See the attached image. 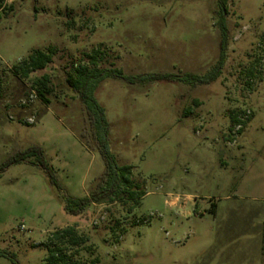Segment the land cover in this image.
<instances>
[{
    "label": "rangeland",
    "instance_id": "374dc122",
    "mask_svg": "<svg viewBox=\"0 0 264 264\" xmlns=\"http://www.w3.org/2000/svg\"><path fill=\"white\" fill-rule=\"evenodd\" d=\"M221 20L228 49L214 82L107 78L96 90L112 153L143 183L138 205L72 215L34 157L13 163L0 171V264H47L48 237L74 223L91 247L83 258L100 264H264V0H6L0 168L40 145L67 193L89 195L105 163L79 137L87 122L69 71L100 50L101 67L127 75H205L220 59ZM52 46L47 68L17 69Z\"/></svg>",
    "mask_w": 264,
    "mask_h": 264
},
{
    "label": "trees",
    "instance_id": "16d2710c",
    "mask_svg": "<svg viewBox=\"0 0 264 264\" xmlns=\"http://www.w3.org/2000/svg\"><path fill=\"white\" fill-rule=\"evenodd\" d=\"M218 1L221 5L227 3V0ZM5 2L6 0H0V11L5 9ZM220 30L222 33L220 59L212 70L205 75H198L191 72L181 75L160 73H144L136 76L127 75L118 67H101L99 64L100 50H95L93 53L87 54L91 59L92 67L79 64L69 71L67 82L78 94L79 100L84 107L87 122L79 137L87 148L97 150L105 163V169L96 179L89 195L76 197L67 193L60 183L54 167L46 157L43 147L40 145H33L27 150L10 157L4 167L0 168V171L13 163L24 162L34 157L35 161H31V163L38 164L44 169L50 182L62 192L66 200L64 209L75 216L82 215L93 204L129 200L134 201L138 205L141 198L146 195L142 186L143 183L135 180L133 166L120 165L116 156L112 153L109 140L110 124L106 118L105 108L96 98V90L107 78L119 79L130 85L157 80L174 81L175 79L192 81L197 84H210L220 76L226 60L228 28L224 20L220 22ZM55 53L56 48L54 46L49 47L47 50L34 49L27 58L21 61L17 69H19L24 77H29L32 72L47 68L53 61ZM49 80V75H44L40 80L43 88L39 89V93L42 97H45V87L48 85ZM233 121L236 124L242 123L236 116H233ZM87 240V236L79 232L78 225L75 223L56 229L48 237L46 243L48 248L45 258L46 263L100 264L101 259L99 257L89 261L83 258V251L91 249L90 246H87Z\"/></svg>",
    "mask_w": 264,
    "mask_h": 264
}]
</instances>
